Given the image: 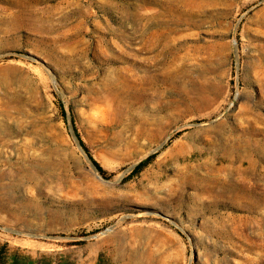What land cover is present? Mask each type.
<instances>
[{
    "label": "rangeland",
    "instance_id": "1",
    "mask_svg": "<svg viewBox=\"0 0 264 264\" xmlns=\"http://www.w3.org/2000/svg\"><path fill=\"white\" fill-rule=\"evenodd\" d=\"M0 246L264 264V0H0Z\"/></svg>",
    "mask_w": 264,
    "mask_h": 264
},
{
    "label": "trees",
    "instance_id": "2",
    "mask_svg": "<svg viewBox=\"0 0 264 264\" xmlns=\"http://www.w3.org/2000/svg\"><path fill=\"white\" fill-rule=\"evenodd\" d=\"M76 135L77 137L80 139L81 145L83 146V148L85 149V151L87 152V154L89 155L90 159L92 160L93 164L95 165V167L97 168V170L100 172V174L104 177V178H110L111 175L101 166V164L96 161L94 159V157L92 156L89 148L86 146V144L81 140L79 133L76 131ZM155 155H152L150 157H148L147 159H145L144 161H142L141 163H139L134 170L132 171V173L128 176V178H132L135 175L139 174L141 170H143L153 159H154ZM7 252V249L5 246H0V264H75L74 262L68 260V259H61V260H50L47 258H36L33 259L32 257L28 256V255H21L17 252H15L11 259L9 261L6 260L5 254Z\"/></svg>",
    "mask_w": 264,
    "mask_h": 264
},
{
    "label": "bare ground",
    "instance_id": "3",
    "mask_svg": "<svg viewBox=\"0 0 264 264\" xmlns=\"http://www.w3.org/2000/svg\"><path fill=\"white\" fill-rule=\"evenodd\" d=\"M210 156H211V154H210Z\"/></svg>",
    "mask_w": 264,
    "mask_h": 264
}]
</instances>
